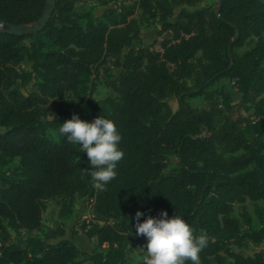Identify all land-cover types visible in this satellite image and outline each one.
I'll use <instances>...</instances> for the list:
<instances>
[{
    "label": "trees",
    "instance_id": "trees-1",
    "mask_svg": "<svg viewBox=\"0 0 264 264\" xmlns=\"http://www.w3.org/2000/svg\"><path fill=\"white\" fill-rule=\"evenodd\" d=\"M54 1L39 32H0V264H82L81 255L91 264H130L146 242L135 235L136 212L143 220L162 209L183 216L197 235L207 233L201 264H264L263 250L246 257L231 247L264 242V223L251 229L246 211L247 201L264 199V0H220L203 9L196 7L204 0ZM81 3L93 5L79 12ZM47 8V0H0V23L34 25ZM138 10L158 20V35H166L160 50L135 47ZM254 39L255 47L234 53ZM104 67L114 95L94 103L91 92L78 112L68 110L64 100L81 78L100 80ZM222 79L234 83L240 106L229 93L206 91ZM32 81L36 91L24 94ZM187 96H204L209 108L191 109ZM237 107L248 118L225 115ZM73 114L90 122L104 115L121 134L124 156L104 191L93 186L87 154L59 132ZM172 158L176 167L166 172ZM14 159L18 176L1 169ZM79 199L91 207V221L81 226L94 242L90 252L67 238L64 220ZM49 201L61 223L41 238L34 233ZM237 205L245 231L232 216ZM11 231L25 233L23 246Z\"/></svg>",
    "mask_w": 264,
    "mask_h": 264
},
{
    "label": "rangeland",
    "instance_id": "rangeland-1",
    "mask_svg": "<svg viewBox=\"0 0 264 264\" xmlns=\"http://www.w3.org/2000/svg\"><path fill=\"white\" fill-rule=\"evenodd\" d=\"M137 0H116L117 4L126 3V4H134ZM218 0H204L203 3L198 5L196 9H203L205 7L213 6ZM93 3L88 4H79L77 6V11L83 12L86 8L92 6ZM96 9L99 11L101 7L98 5H94ZM135 18L139 21L141 27V33L139 39L135 43V47H150L154 50H160V42L166 37L159 36L158 30L160 28L158 20L151 19L148 16L142 14L141 11H137ZM81 24L83 26L86 25V21H82ZM0 31H2L0 29ZM257 40H252L247 42V45L243 48H236L234 53L237 56H241L245 54L249 49L255 47ZM53 46L46 42L45 49L49 50L52 49ZM261 65L264 67V57L261 58ZM108 66V65H107ZM24 68L28 69L29 65L25 64ZM107 68L104 67L100 70L101 79L95 81L94 73L88 76H84L81 78L80 84L78 89L75 92L70 93L64 100V104L66 108L72 112H78L83 104L89 98L92 92V100L94 103H100L105 101L107 98L112 97L113 91L108 87L106 78L103 75V71H106ZM95 83V84H94ZM36 91L35 82L32 81L24 90V94H29L31 92ZM207 92H214V91H222L225 93H229L233 96L235 104L240 106L241 103V96L237 93V90L234 86V83L227 80L222 79L218 82H215L206 89ZM186 102L191 107V109L199 111L203 109L209 108V103L206 101L204 96H187ZM168 103L173 111L178 109V103L175 98L169 97ZM231 120H244L248 118L250 115L242 107L235 108L232 112H226L225 114ZM222 122H225L224 120ZM49 138L53 142H57L58 136L55 131L48 132ZM79 148V155H86V152H81ZM174 167H176V159L172 158L171 162L169 163L166 172H169ZM1 169L4 172H7L11 175L18 176L20 173V164L18 159L10 160L8 163L1 166ZM1 186V183H0ZM91 207L84 201L79 199L76 203L75 210L72 216L68 219L64 220L67 229V238L73 240L81 249L85 250L86 252H90L93 250L94 242L87 239L85 233L82 231L81 226L85 221H91L92 215L90 212ZM58 206L55 202L49 201L47 202V208L43 218V227L40 232H35L34 235L44 238L50 232L56 230L61 223V220L58 216ZM246 211L248 217L250 219V228L251 229H258L264 223V199H259L257 201H247L246 203ZM243 207L237 205L235 207V211L233 213V217L238 219L240 222L241 230H247V222L244 219L243 215ZM12 234V241H16L19 245H24L25 240V233H15L11 231ZM52 243H55L56 240H51ZM147 242L144 243L142 247L146 245ZM231 247L238 253L248 257L253 256L256 252L261 250L264 251V242L258 246L248 242L244 244H231ZM146 250V249H145ZM146 255V252L140 248L136 250L133 254L129 255L130 264H142L143 263V256ZM79 260L82 261V264H91L88 262V255H81Z\"/></svg>",
    "mask_w": 264,
    "mask_h": 264
},
{
    "label": "clouds",
    "instance_id": "clouds-1",
    "mask_svg": "<svg viewBox=\"0 0 264 264\" xmlns=\"http://www.w3.org/2000/svg\"><path fill=\"white\" fill-rule=\"evenodd\" d=\"M59 132L68 142L78 145L81 152H86L93 186L104 191L115 178L117 162L124 156L115 121L101 115L90 122L73 114L71 119L62 122ZM144 216L143 211L135 214V235L147 242L141 247L146 252L143 264H188V261L201 264L199 254L208 244L205 231L197 235L183 216L176 213L170 217L164 209L156 216L147 215L141 220Z\"/></svg>",
    "mask_w": 264,
    "mask_h": 264
},
{
    "label": "water",
    "instance_id": "water-1",
    "mask_svg": "<svg viewBox=\"0 0 264 264\" xmlns=\"http://www.w3.org/2000/svg\"><path fill=\"white\" fill-rule=\"evenodd\" d=\"M219 1L220 0H218V2ZM47 5L49 8H47L41 19L34 25L23 26V25H13L8 23H0V29L2 30V32H6L10 35H15V36H23V35L39 32L46 25L48 15L55 6V1L47 0ZM237 37H238V33L235 36V38Z\"/></svg>",
    "mask_w": 264,
    "mask_h": 264
},
{
    "label": "built area",
    "instance_id": "built-area-1",
    "mask_svg": "<svg viewBox=\"0 0 264 264\" xmlns=\"http://www.w3.org/2000/svg\"><path fill=\"white\" fill-rule=\"evenodd\" d=\"M86 222H88L89 223V221L87 220Z\"/></svg>",
    "mask_w": 264,
    "mask_h": 264
}]
</instances>
